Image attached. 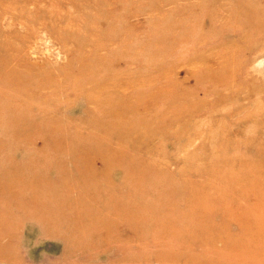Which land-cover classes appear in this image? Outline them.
Masks as SVG:
<instances>
[{"label":"rangeland","instance_id":"rangeland-1","mask_svg":"<svg viewBox=\"0 0 264 264\" xmlns=\"http://www.w3.org/2000/svg\"><path fill=\"white\" fill-rule=\"evenodd\" d=\"M259 139L264 0H0V264H264Z\"/></svg>","mask_w":264,"mask_h":264},{"label":"bare ground","instance_id":"bare-ground-1","mask_svg":"<svg viewBox=\"0 0 264 264\" xmlns=\"http://www.w3.org/2000/svg\"><path fill=\"white\" fill-rule=\"evenodd\" d=\"M256 153L257 156H261L264 154V139H259L256 144ZM263 162V156L261 159H257L256 164V181H254V197H253V216L256 220V225L258 227V235L259 239H264V170L261 168ZM253 169V168H252ZM254 170V169H253ZM199 215H203L201 211H197ZM264 243V242H263ZM257 258L260 260L264 259V248L258 247L257 250Z\"/></svg>","mask_w":264,"mask_h":264}]
</instances>
